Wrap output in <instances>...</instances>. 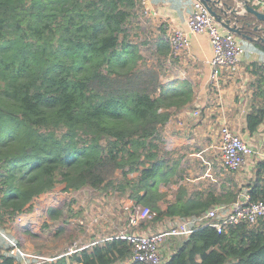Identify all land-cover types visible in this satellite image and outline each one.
Returning a JSON list of instances; mask_svg holds the SVG:
<instances>
[{
  "label": "trees",
  "instance_id": "trees-1",
  "mask_svg": "<svg viewBox=\"0 0 264 264\" xmlns=\"http://www.w3.org/2000/svg\"><path fill=\"white\" fill-rule=\"evenodd\" d=\"M224 3L233 8L236 2ZM140 5L139 0H0V74L6 75L0 90V264L18 261L1 233L57 184L123 200L129 189L133 207L155 212L148 224L177 208L186 212L181 219L198 217L223 202L216 197L180 202L181 186L167 202V213L157 207L162 199L157 184L177 172L165 163L158 142L174 114L168 101L177 99L181 110L191 98L178 90L182 83L163 85L160 63L138 64L123 56ZM240 23L249 37H256L254 28L262 24L251 14ZM252 43L264 53L262 41ZM258 89L264 99V85ZM263 122L264 104L251 108L249 134ZM246 193L251 201H264V160L257 162ZM57 209L49 208V216H57ZM170 239L172 255L163 264H264V219L222 233L201 226L187 238ZM132 259V245L114 235L51 264H143Z\"/></svg>",
  "mask_w": 264,
  "mask_h": 264
},
{
  "label": "crops",
  "instance_id": "crops-1",
  "mask_svg": "<svg viewBox=\"0 0 264 264\" xmlns=\"http://www.w3.org/2000/svg\"><path fill=\"white\" fill-rule=\"evenodd\" d=\"M224 1L222 0L223 3ZM139 2L141 5L137 15L129 26L130 45L124 48L123 56L134 57L138 64L160 63L163 85L182 83L177 87L178 90L186 95L185 99L191 98L181 110H177L175 106L177 99L168 101L171 103L169 110L174 114L161 128L158 142L160 154L166 153L165 163L174 164L177 172H174L173 177L162 179L157 184V194L162 196V199L157 198V207L167 213L169 209L167 202L175 199L181 186L185 189L180 202L194 199L206 201L208 198L216 197L223 200L220 204L232 205L236 202L232 200L233 194L239 190L238 195H241L247 190L257 162L264 160V122L252 135L246 128L247 113L254 106L264 104L258 89V85H264V53L256 49L251 41L238 37L245 48L244 56L235 67L223 70L218 86L211 87L209 62L213 58V48L207 33L191 36L189 53L178 58L171 56L170 36L176 29H186L192 1L139 0ZM235 2L234 7L238 5L237 0ZM216 7L219 12L224 8ZM182 98L179 100L180 103L184 102ZM196 109L201 112L198 118L192 116L193 110ZM223 125L229 126L234 133L248 140L253 146L251 158L239 171L229 170L221 164L219 131ZM58 185L60 184L51 192L57 194ZM62 186L65 189L67 187L66 184ZM68 188L69 190H65L66 193L72 195L78 193L73 191L72 187ZM129 194L128 189L124 200L130 216L136 208L133 207V199L128 197ZM61 197L59 194L48 195L45 199L49 206L58 208ZM173 211L157 223L148 224V220H142L136 227H129L131 228L129 231L124 232L120 229L111 236L130 234L131 231L132 234H151L166 229L186 213L182 208ZM34 220L33 227L38 225L40 218ZM142 223L145 226H142ZM33 227L28 229L31 230ZM7 231L11 232L14 239H18L17 236L14 237L11 229ZM106 237L108 236L96 241H102ZM170 241L168 238L163 248L164 262L172 255L173 246H169Z\"/></svg>",
  "mask_w": 264,
  "mask_h": 264
},
{
  "label": "built area",
  "instance_id": "built-area-1",
  "mask_svg": "<svg viewBox=\"0 0 264 264\" xmlns=\"http://www.w3.org/2000/svg\"><path fill=\"white\" fill-rule=\"evenodd\" d=\"M191 1L186 29H176L170 36L171 56L178 58L185 53H189L191 36L207 33L213 48V58L209 62L211 66L209 86L217 87L221 72L235 67L244 56L245 48L235 34L224 30L215 21L200 0ZM246 1L252 7L264 12V0ZM220 5L222 6V4ZM200 114L201 112L198 109L192 112V116L195 118H198ZM219 135L222 166L232 171L243 169L254 152L253 146L248 140L234 133L227 125L220 128ZM40 201H45L48 209L55 207L49 206L45 198L41 197ZM40 207L41 204L33 205L31 212L19 214L13 221L14 225L19 230L26 232L29 230L28 228L35 225L34 218L41 217L42 220L48 221V209L45 213H42V216H39V213L42 212ZM135 208V212L129 216V227H136L140 221L151 220L155 216V212L149 208ZM263 219L264 201H251L249 195L244 191L232 205H216L198 217L180 219L158 232L151 234H119L118 236L129 241L132 245V261L143 264H163V248L165 240L168 238H187L196 228L201 226L213 227L218 233H222L229 226L240 224L254 226L258 225ZM1 237L10 246V254L18 257L16 264H51L62 256L75 254L80 249L73 246L57 255L45 256L25 250L18 239H14L5 233H1Z\"/></svg>",
  "mask_w": 264,
  "mask_h": 264
},
{
  "label": "rangeland",
  "instance_id": "rangeland-1",
  "mask_svg": "<svg viewBox=\"0 0 264 264\" xmlns=\"http://www.w3.org/2000/svg\"><path fill=\"white\" fill-rule=\"evenodd\" d=\"M5 82L6 75L0 74V90L5 86ZM56 189L57 194L62 196L57 209L60 212L56 213L57 216L54 218L49 216V222L40 217L38 225L26 232L19 230L13 222L9 224V229L14 232V237H18V242L25 250L45 256L57 255L73 246L77 248L88 246L101 237H109L119 232L120 229L124 232L129 231V213L123 198L117 200L111 193H99L91 189L72 195L65 192L62 184ZM51 193L53 192L42 195V198ZM57 194L54 192L52 195ZM40 198L35 199L33 205L41 204L42 212L39 216H42L48 207ZM70 200L73 202L71 206ZM68 210H72L70 215ZM3 233L11 236V232Z\"/></svg>",
  "mask_w": 264,
  "mask_h": 264
},
{
  "label": "water",
  "instance_id": "water-1",
  "mask_svg": "<svg viewBox=\"0 0 264 264\" xmlns=\"http://www.w3.org/2000/svg\"><path fill=\"white\" fill-rule=\"evenodd\" d=\"M200 2L207 8L210 15L224 30L247 41H262L264 43V12L252 7L246 0H237L238 5L233 8L224 6L225 3H223L222 0H200ZM220 4H222V6ZM216 6L224 8H221L220 12H218L215 9ZM248 14L255 16L257 20L262 23L254 28V30L258 32L256 37H249L243 33L245 25L240 23V19ZM229 16H231V18H228Z\"/></svg>",
  "mask_w": 264,
  "mask_h": 264
}]
</instances>
